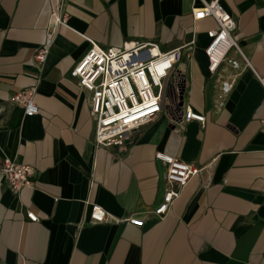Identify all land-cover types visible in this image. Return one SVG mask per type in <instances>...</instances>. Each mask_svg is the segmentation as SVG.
<instances>
[{"label": "crops", "instance_id": "1", "mask_svg": "<svg viewBox=\"0 0 264 264\" xmlns=\"http://www.w3.org/2000/svg\"><path fill=\"white\" fill-rule=\"evenodd\" d=\"M221 1L253 67L231 49L242 67L226 60L212 75L204 49L216 23L194 21L197 0H63L69 26L58 27L42 74L34 54L51 0H0V163L9 156L36 172L35 188L18 194L0 173V264H264V0ZM91 39L103 48L156 41L163 51L195 39L171 77L175 96L122 146L97 145L90 93L71 76ZM40 74V112L25 116L11 96ZM187 106L205 123L187 120ZM157 152L206 167L163 218L151 213L166 191ZM95 203L110 220L91 222ZM135 214L143 226L123 221Z\"/></svg>", "mask_w": 264, "mask_h": 264}, {"label": "built area", "instance_id": "2", "mask_svg": "<svg viewBox=\"0 0 264 264\" xmlns=\"http://www.w3.org/2000/svg\"><path fill=\"white\" fill-rule=\"evenodd\" d=\"M192 10L194 21L212 18L215 27L207 30L210 40L204 49L208 59L210 73L216 74L224 61H228L234 68H241L242 64L229 58V52L234 49L241 55L245 67L252 68L249 59L241 46L235 40L233 31L236 28L231 13L221 0H197ZM52 14L46 31L44 43L34 54V64L42 74L48 54L54 45L58 27L68 25V13L64 10L63 0H51ZM92 46L84 57L72 68L71 76L75 78L81 88L90 93V112L95 119V142L98 146H122L129 139L131 133L141 125L150 122L163 112L167 92L172 85V75L177 71V64L181 58L183 48H191V43L178 48L162 50L156 41L134 42L118 47H101L92 39ZM41 74L30 87L21 89L11 96L23 108L25 116H34L40 112L36 95L40 87ZM257 75L264 87V75ZM235 79H223L220 82V94L223 98L234 87ZM187 120H197L205 123L203 114L185 108ZM156 157L167 167L165 176L166 191L164 200L151 213L163 218L168 215L171 206L179 199L183 188L188 182L199 175L206 167L189 163L172 154L157 152ZM0 173L9 187L18 194L25 187L35 188V169L24 162H19L9 156L2 158ZM93 223L110 220V215L102 205L95 203L89 212ZM27 217L34 222L39 220L34 212L28 211ZM143 214L125 217L134 226L145 224ZM86 221L84 217L80 226Z\"/></svg>", "mask_w": 264, "mask_h": 264}, {"label": "rangeland", "instance_id": "3", "mask_svg": "<svg viewBox=\"0 0 264 264\" xmlns=\"http://www.w3.org/2000/svg\"><path fill=\"white\" fill-rule=\"evenodd\" d=\"M175 88L173 87L172 88V90L170 91V88L168 89V92H167V97H168V99L170 98V96H171V98H172V96H175V95H173V93H172V91L174 90ZM176 90V89H175ZM174 99V98H173Z\"/></svg>", "mask_w": 264, "mask_h": 264}]
</instances>
